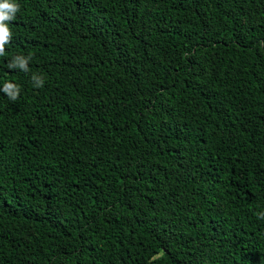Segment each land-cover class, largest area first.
<instances>
[{"label":"trees","instance_id":"obj_1","mask_svg":"<svg viewBox=\"0 0 264 264\" xmlns=\"http://www.w3.org/2000/svg\"><path fill=\"white\" fill-rule=\"evenodd\" d=\"M14 2L0 264H264V0Z\"/></svg>","mask_w":264,"mask_h":264},{"label":"clouds","instance_id":"obj_2","mask_svg":"<svg viewBox=\"0 0 264 264\" xmlns=\"http://www.w3.org/2000/svg\"><path fill=\"white\" fill-rule=\"evenodd\" d=\"M20 11V5L14 0H0V56L5 55V46L11 42L12 31L9 28L8 22L16 18V14ZM23 56H17L16 59H19ZM31 57H28V60H21L20 67L23 71H28V62ZM9 68L12 67V64L9 63ZM33 81L36 83L37 87L43 86V79L38 76H33ZM4 92H6L10 99L16 100L19 96V87L11 83L5 84ZM259 219H264V213H258Z\"/></svg>","mask_w":264,"mask_h":264}]
</instances>
